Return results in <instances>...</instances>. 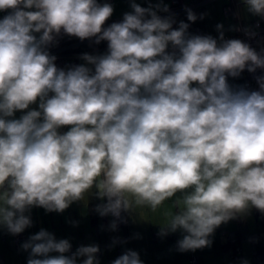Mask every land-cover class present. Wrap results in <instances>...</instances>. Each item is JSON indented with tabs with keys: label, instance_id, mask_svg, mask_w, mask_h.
Segmentation results:
<instances>
[{
	"label": "clouds",
	"instance_id": "clouds-1",
	"mask_svg": "<svg viewBox=\"0 0 264 264\" xmlns=\"http://www.w3.org/2000/svg\"><path fill=\"white\" fill-rule=\"evenodd\" d=\"M241 2L264 17V0ZM130 8L104 27L108 2L0 0V227L10 234L32 226L34 207L62 213L89 195L112 230L122 213L170 203L158 235L180 231L181 252L210 247L218 227L252 209L264 214V75L258 90L228 81L264 69V50L226 39L222 24L215 38L174 28L158 14L170 11L163 0ZM61 34L107 50L57 67L49 48ZM21 248L27 264H100L98 245L71 252L45 229ZM112 264L143 261L129 249Z\"/></svg>",
	"mask_w": 264,
	"mask_h": 264
},
{
	"label": "crops",
	"instance_id": "crops-1",
	"mask_svg": "<svg viewBox=\"0 0 264 264\" xmlns=\"http://www.w3.org/2000/svg\"><path fill=\"white\" fill-rule=\"evenodd\" d=\"M98 2L113 5L114 12L110 18L123 17L125 12L131 11L130 0ZM151 2L154 4L157 0ZM136 3L148 7L149 0H136ZM163 3L169 10H175L167 14L160 13H164L163 16H174L177 21V24L173 25L174 28L178 26L179 21L189 23L188 31L191 34L215 37L218 35V24H222L224 32L227 33L239 23L247 25L251 22L248 17L250 13L241 0H182L177 5L171 0H163ZM226 7H229L230 11L225 12ZM186 9H191L197 14L198 19L195 22L187 20ZM5 15L0 13V19ZM201 15L202 19L199 18ZM64 36L66 35L61 34L56 41ZM56 43L50 46L49 50H52ZM106 50L107 45L88 54L99 55ZM82 54L84 53L59 55L56 56L55 63L60 68L79 65L84 63L80 59ZM228 81L232 86H242L240 76L228 77ZM21 114L17 112L16 117ZM101 202L94 195H89L83 201L72 203L62 213L46 212L43 208L34 207L30 213L32 226L18 234V239L17 235H12L0 227V264H27L29 252L22 250L21 245L41 229L53 233L57 239H68L72 245L71 252H75L81 245H98L100 251L97 253V259L100 264H112V261L129 249L138 252L143 264H264V216H259V211L255 209V214H250L251 226L246 224L247 214L240 216L223 223L215 230L210 237V247L181 252L177 249V241L183 235L180 231L166 236L158 235L159 224L164 222L165 213L171 210V207H161L156 212L144 209L138 210L139 213H122L123 220L117 221V228L112 230L110 224L114 218L110 215L101 217L95 211L96 205ZM259 217L260 221H263L262 226L259 224L261 227L252 224L253 219L259 222ZM228 241L232 245L227 244ZM234 245L238 246V253L235 255Z\"/></svg>",
	"mask_w": 264,
	"mask_h": 264
},
{
	"label": "built area",
	"instance_id": "built-area-1",
	"mask_svg": "<svg viewBox=\"0 0 264 264\" xmlns=\"http://www.w3.org/2000/svg\"><path fill=\"white\" fill-rule=\"evenodd\" d=\"M171 1L175 5L182 2V0H171ZM173 9H170L169 12H172ZM228 11H230V8L226 7L225 12H228ZM0 13L8 14L7 12H0ZM159 15L163 16L164 13H160ZM245 27L250 28L255 33V35L254 36L246 35L243 30ZM217 36L218 35H216L215 37ZM225 38L226 39H240L243 42L248 43L252 48H254L258 52H260L261 50H264V17H259L257 19H254L247 25H244L242 23L237 24L233 30L225 33ZM89 41L94 43V38ZM99 48H100V44L94 43L93 52H96ZM61 49L62 48L57 45V46H54L52 50H49V52L51 55L59 56L60 55L59 52ZM261 75H264V69H257L255 73H249L247 70H245L240 75L241 85L246 87L249 90H258V84L256 81V77L261 76ZM61 131H67V128L65 127ZM259 215L261 217L264 216V214L260 212H259ZM18 237L19 236L17 235L16 238L18 239Z\"/></svg>",
	"mask_w": 264,
	"mask_h": 264
},
{
	"label": "trees",
	"instance_id": "trees-1",
	"mask_svg": "<svg viewBox=\"0 0 264 264\" xmlns=\"http://www.w3.org/2000/svg\"><path fill=\"white\" fill-rule=\"evenodd\" d=\"M123 17L118 18H109L108 21H106L104 27L109 26L113 22H119L122 20ZM59 45L62 49L60 50V55H71L73 53H88L93 52L94 43L90 42L89 40L85 39L81 41L79 38L71 37V36H64L61 39H59L56 43V46ZM107 45L106 41H102L100 43V48ZM235 237H232L234 239ZM227 244L232 243L230 241L226 242ZM234 255L238 253V246L234 245Z\"/></svg>",
	"mask_w": 264,
	"mask_h": 264
},
{
	"label": "rangeland",
	"instance_id": "rangeland-1",
	"mask_svg": "<svg viewBox=\"0 0 264 264\" xmlns=\"http://www.w3.org/2000/svg\"><path fill=\"white\" fill-rule=\"evenodd\" d=\"M248 17L250 18L251 21L254 20V19L259 18V16H254V15H252V14H249ZM250 20H249V21H250ZM162 207H171V205H170V203L166 202L165 205L162 206ZM251 212H252V214H251ZM250 214H251V215H254V214H255V213H253V209H252V210L246 215V219H245V220H246V224L251 226V218H250L251 215H250ZM259 216H260V215H259ZM254 219H255V217H254ZM254 219L252 220V224H253V225L256 226V225H259V224H260V225L262 226L263 221H260V220H261L260 217H259V222H256ZM238 224H239V222H238ZM241 225H242V224H241ZM260 225H259V226H260ZM242 226H243V225H242ZM261 226H260V227H261Z\"/></svg>",
	"mask_w": 264,
	"mask_h": 264
},
{
	"label": "water",
	"instance_id": "water-1",
	"mask_svg": "<svg viewBox=\"0 0 264 264\" xmlns=\"http://www.w3.org/2000/svg\"><path fill=\"white\" fill-rule=\"evenodd\" d=\"M7 15V14H6Z\"/></svg>",
	"mask_w": 264,
	"mask_h": 264
}]
</instances>
